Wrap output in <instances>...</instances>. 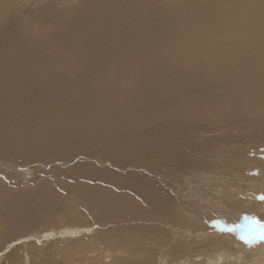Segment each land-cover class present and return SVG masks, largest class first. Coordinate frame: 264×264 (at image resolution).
I'll return each mask as SVG.
<instances>
[{"label": "bare ground", "instance_id": "6f19581e", "mask_svg": "<svg viewBox=\"0 0 264 264\" xmlns=\"http://www.w3.org/2000/svg\"><path fill=\"white\" fill-rule=\"evenodd\" d=\"M127 125L148 128L139 133L138 148L147 147L146 154L120 156L127 151L120 145L133 142L115 140ZM253 145H264V0H0V155L50 162L92 151L111 155L117 165L141 159L144 167L166 172L163 186L139 197L105 193L102 170L87 166L24 190L37 194L35 207L0 181V213H6L0 244L34 224H26L34 208L51 213L60 197L77 191L95 223L113 225L98 237L108 243L114 264H154L149 234L164 241L160 231L167 226H175L176 239L163 247L189 248L183 236L206 229L221 262L264 264V243L246 248L235 237L208 231L204 211L198 212L207 206L195 189L220 170L234 180L242 170L235 164ZM75 179L87 183L75 185ZM246 200L242 211L261 207Z\"/></svg>", "mask_w": 264, "mask_h": 264}, {"label": "rangeland", "instance_id": "374dc122", "mask_svg": "<svg viewBox=\"0 0 264 264\" xmlns=\"http://www.w3.org/2000/svg\"><path fill=\"white\" fill-rule=\"evenodd\" d=\"M146 129L148 128L146 127L142 130ZM141 131L140 128L135 130L131 125H127V132H119L115 136L117 143L123 138H125L124 141L133 140V142L122 143L120 145L123 149L127 150L120 154L123 159H126V156L131 153L136 155L146 154L147 147L138 148L143 140L139 136ZM148 135H150L149 130H147L145 137ZM136 139L139 141L134 143ZM221 144L226 145V143ZM51 149H54V147ZM87 166H95L102 170L104 185L101 189L107 194L120 193L140 197L142 194L155 193V187L157 189V186H163V179L161 178L166 174V172H157L154 169L144 167L141 159L127 160L124 165H117L111 155L101 158L100 156L93 155L92 151H87L72 157L68 161L55 160L50 162H22L0 155V181L5 184L9 192L23 196L26 205L35 207L37 205V194L27 195L24 190L31 188L40 189L46 183V180L53 181L67 172L88 171L90 168H87ZM234 169L235 171L242 169L235 176L234 180L228 178L229 175L225 170H220L215 172V177L211 182L206 185L197 184L195 186L197 199L200 197L204 202H201L200 205L207 206L204 208L205 210L199 209L198 212L202 213L204 211V223L207 224L208 231L215 233L214 235L217 234L216 237L229 235L230 240L235 237L236 241L244 244L247 248L249 246L241 240V236H250L264 232V199H261L264 195L259 191L264 186V183L261 182V178L264 177V145L261 147H257L256 145L251 146L247 154L235 164ZM231 176H234V174ZM251 178L258 182L253 184ZM250 180H252V183H250ZM262 180L264 181V179ZM75 181L77 182L75 185L87 183V181L79 179H75ZM88 183L92 184L91 181ZM240 183L244 186L240 185ZM134 184H139L146 191L137 192L133 186ZM227 184L232 185V188L227 187ZM222 185L225 187L222 188ZM253 185L255 189H252ZM56 189L58 196H61L60 193L63 188L59 186ZM176 191L178 193L182 191L179 194L184 193L183 188ZM201 192L203 193L200 194ZM220 192L226 193L224 197L228 198L224 199L220 197ZM77 194H79L77 191H70L64 197H60L58 199L59 207L51 213L46 209L38 210L34 208L26 218V224L30 223V221H33L34 224L19 229V233L16 230L14 234L1 242L0 264H114L112 263V253L107 250L108 243L98 237L99 234L112 232L113 225L108 222H96V224L91 219L92 215L88 206ZM243 200L260 202L261 207L257 206L253 211L250 210L249 213L242 211L241 209L244 206L240 202ZM219 201L221 203L217 204ZM223 205L224 207L222 208ZM246 205L250 206L249 204ZM60 209H65L67 216H64V213L59 211ZM38 213L41 214L38 215ZM75 214L79 216L80 221L85 220V224L80 225L79 222L74 221L76 220ZM150 215L156 216V214ZM5 216L6 213H0V218ZM128 217L130 218V216ZM89 219H91V223ZM257 220L260 223H257ZM23 221L24 219L20 220L21 224ZM176 222L180 228H185L184 223L180 222L179 218H177ZM0 225L2 226L1 219ZM155 227L164 228L160 224H156ZM167 227L166 232L160 231L165 237L164 241L156 237L155 233L149 234L152 237L149 240L150 245L148 244L149 248L147 250H149L153 257L154 264H166L160 261L161 257L176 260L188 256L187 261L179 260L169 264H213V261L218 264H240V260L234 259H224L221 262V258L224 257H222L220 251L218 252L215 243L214 245L209 243L211 233L209 234L206 229L204 231L203 229H190L191 232L189 233H194L191 235L193 237L188 235L183 236L189 241V248L163 247L161 245L163 242H173L176 239V236H174L176 235L175 226ZM177 232L180 233L182 230L178 229ZM201 233L206 234V237L210 239L206 240L205 238L204 242H194V237L201 238ZM156 238L157 240H155ZM260 242L264 243V241L257 243ZM201 244L204 245L200 246ZM178 248L181 250H178ZM123 253L128 254V252ZM116 255L120 256L119 253H116ZM197 255L201 256L197 257ZM242 256L248 263L251 262L250 260L252 259L249 255L243 254Z\"/></svg>", "mask_w": 264, "mask_h": 264}, {"label": "snow or ice", "instance_id": "6c2138e0", "mask_svg": "<svg viewBox=\"0 0 264 264\" xmlns=\"http://www.w3.org/2000/svg\"><path fill=\"white\" fill-rule=\"evenodd\" d=\"M261 199H264V196L261 197ZM257 223H260V221H256ZM241 240L244 241V243L248 246H252L254 243H257L259 241H264V232L257 233L255 235L250 236H241Z\"/></svg>", "mask_w": 264, "mask_h": 264}]
</instances>
